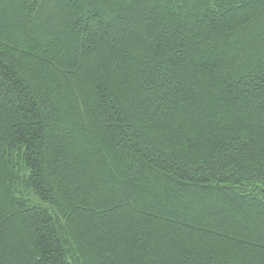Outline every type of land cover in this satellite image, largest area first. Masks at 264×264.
I'll list each match as a JSON object with an SVG mask.
<instances>
[{"label": "trees", "instance_id": "obj_1", "mask_svg": "<svg viewBox=\"0 0 264 264\" xmlns=\"http://www.w3.org/2000/svg\"><path fill=\"white\" fill-rule=\"evenodd\" d=\"M0 264H264V0H0Z\"/></svg>", "mask_w": 264, "mask_h": 264}]
</instances>
